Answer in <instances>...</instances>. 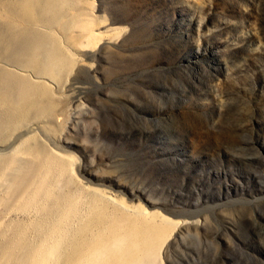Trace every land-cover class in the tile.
Instances as JSON below:
<instances>
[{
  "label": "rangeland",
  "instance_id": "rangeland-1",
  "mask_svg": "<svg viewBox=\"0 0 264 264\" xmlns=\"http://www.w3.org/2000/svg\"><path fill=\"white\" fill-rule=\"evenodd\" d=\"M92 1L98 32L121 31L65 78L80 105L56 146L77 181L205 218L161 264H264V0Z\"/></svg>",
  "mask_w": 264,
  "mask_h": 264
},
{
  "label": "bare ground",
  "instance_id": "bare-ground-1",
  "mask_svg": "<svg viewBox=\"0 0 264 264\" xmlns=\"http://www.w3.org/2000/svg\"><path fill=\"white\" fill-rule=\"evenodd\" d=\"M95 9L92 0H0V264H161L170 239L205 225L84 186L74 156L56 146L60 106L80 105L65 78L121 31L98 32Z\"/></svg>",
  "mask_w": 264,
  "mask_h": 264
}]
</instances>
